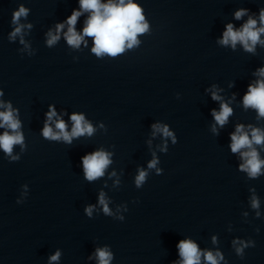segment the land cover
<instances>
[{"label": "clouds", "instance_id": "1", "mask_svg": "<svg viewBox=\"0 0 264 264\" xmlns=\"http://www.w3.org/2000/svg\"><path fill=\"white\" fill-rule=\"evenodd\" d=\"M28 11L23 5L14 11L11 22L15 27L9 34V40H15L19 36L20 43L25 44V47H28V45L23 39V29L25 27L31 28L32 25H24L20 21L22 17H27ZM83 13H88V16L82 32H77L75 26L78 18ZM246 15H248V10L242 8L234 13V18L240 20ZM65 25H67V31L63 35L68 45L73 48H79L83 43L86 46L85 37H90L93 43L91 51L96 57L109 56L113 58L124 53L126 49L136 46L139 43L138 36L147 32L149 28L143 9L134 0H107L106 3L102 2V0H79V10H73L64 23L56 25L54 32L50 30L47 33L48 46L54 45L60 39V34ZM262 35H264V9L260 10L258 20L249 15L248 19L239 28H235L232 23H228L218 43L224 46H231L233 49H235L237 44H240L246 52L254 53L257 44L264 46V40L261 39ZM255 75L259 78L253 84H249L248 90L243 97V106L245 109H255L258 117H264V67L259 68ZM210 91L211 98L215 101H220L219 111L213 109L212 116L216 125L222 128L228 122L229 116L233 114V109L218 94L221 89L213 85ZM0 95H3V93L0 92ZM0 108L5 109L0 111V128L5 129L0 134V149L12 160H17L19 157L13 155L14 146L20 145L22 149L24 147V136L20 131L21 122L16 118V112L10 103L5 104L0 101ZM46 117L42 135L49 140H63L71 144L73 138L84 135L91 136L95 131L84 115L74 113L70 117L72 129L69 132L66 123L57 116L55 108L51 105ZM53 122L56 131L51 126ZM152 128L153 135L160 133L163 137H172L173 142H175V137L167 125L153 124ZM212 131L217 133L215 125H213ZM230 139L231 152L233 154L239 153L243 161L239 165V170L247 172L250 178L260 176L262 169H264V160L260 158L256 146H264V130L252 125H248L246 129L243 124H238L235 131L230 134ZM110 157L111 153L104 150L84 155L81 160L85 179L91 182L103 177L105 170L112 163ZM157 163L158 161L154 156L149 162L148 168H155ZM159 171L157 169V172ZM146 176L147 172L140 169L135 178L137 187L144 183ZM99 204L106 215H112L103 192L99 195ZM94 207V205L86 207L85 212L88 216L92 215ZM251 207L259 209V200L255 195L251 199ZM256 214L259 216V211ZM213 242L215 243V237H213ZM233 244L240 245L236 247V253L241 256L243 255V249L249 246L248 243L243 241H233ZM176 247L180 260L175 262V264H201L202 257L206 264H219L223 260V255L219 251L202 252L191 239L180 240ZM95 256L98 259V264H110L112 260V253L107 248L96 249ZM59 257L60 252L57 251L50 257V264L58 261Z\"/></svg>", "mask_w": 264, "mask_h": 264}]
</instances>
